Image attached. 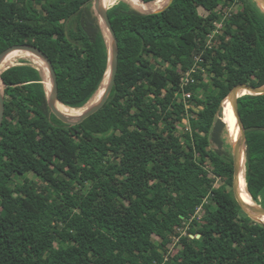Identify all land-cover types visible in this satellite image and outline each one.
<instances>
[{
	"label": "trees",
	"instance_id": "1",
	"mask_svg": "<svg viewBox=\"0 0 264 264\" xmlns=\"http://www.w3.org/2000/svg\"><path fill=\"white\" fill-rule=\"evenodd\" d=\"M93 1L0 0V55L17 45L41 50L58 100L73 109L92 100L108 71ZM108 16L116 81L82 123L51 112L29 62L0 76V264H264V224L228 191L234 162L222 150L223 135L232 141L222 120L228 95L264 85V11L254 0H173L144 13L120 1ZM193 69L196 82L184 87ZM239 110L245 189L264 207V95L241 97ZM184 121L190 129L181 132ZM233 127L237 136L236 117ZM210 175L225 184L216 188Z\"/></svg>",
	"mask_w": 264,
	"mask_h": 264
},
{
	"label": "water",
	"instance_id": "2",
	"mask_svg": "<svg viewBox=\"0 0 264 264\" xmlns=\"http://www.w3.org/2000/svg\"><path fill=\"white\" fill-rule=\"evenodd\" d=\"M254 1L264 11V0H254ZM172 2L173 0H170V2L164 8L158 11L151 12V13L162 12L163 10L167 9L172 4ZM93 8H94L96 16L98 17L100 21L101 27L103 29V32L107 40L108 50H109V65H108V71H107L106 77L100 87V89H102L103 86H105L99 100L97 101V103L90 104L93 101V99L96 97L100 89L97 92V94L92 98V100L85 106L87 107L86 111L78 119L71 120L69 118H66L56 109V104L60 102L58 100L57 76H56L55 69L50 59L45 53H43L41 50L31 45H17V46H13L9 48L8 50H6L4 53L0 55V66L2 65L6 55L13 50H25L37 56L38 58H40L46 64L48 71H49L50 80H51V88L49 91L46 90L49 108L51 112L60 121H62L65 124L73 125V126L82 123L89 117L99 112L106 105V103L108 102L110 98L112 90L114 88L116 76L118 72L119 44H118L117 35L114 31V28L108 16V10L111 7L110 8L104 7L102 0H94ZM106 33L109 34L110 41H108ZM10 67H7L6 69ZM243 91L248 92L245 95L263 96L264 95V85L260 87H253L248 84L239 85L231 91V93L228 95L226 99V101L230 102L232 106L234 116L236 117L238 126L240 128L239 142L237 144L233 143V162H234L233 192L237 199V202L239 203L240 207L244 210V212H246L253 220L264 224V222L259 219V217H264V207L257 204L256 202H252V203L246 202L243 199L241 191H240V183H241L243 174L245 175V180H246V147H247L246 129L242 121V117H241L240 110H239V99L245 96L242 94ZM4 109H5L4 90H2L0 91V126L2 125V121L4 117ZM246 184H247V181H246ZM198 238H200V236H198Z\"/></svg>",
	"mask_w": 264,
	"mask_h": 264
},
{
	"label": "bare ground",
	"instance_id": "3",
	"mask_svg": "<svg viewBox=\"0 0 264 264\" xmlns=\"http://www.w3.org/2000/svg\"><path fill=\"white\" fill-rule=\"evenodd\" d=\"M120 1H126L136 9L151 12V11H157V10L164 8L169 3L168 1L170 0H157L155 2L148 3V4L142 2L141 0H102V3L104 7L110 8ZM106 36H107L108 41H110V36L108 33H106ZM20 61H27L41 71L43 78H44L45 88L47 91H49L51 88V80H50V75H49V71H48L46 64L40 58H38L37 56L25 50H13L6 55L2 65L0 66V76L7 67L13 66L19 63ZM104 87L105 86H103V88L100 89V91L98 92V94L96 95V97L93 99V101L90 104L97 103V101L99 100L104 90ZM247 93H248L247 91L242 92L243 95ZM86 108L87 107H83L80 109H72L62 104L61 102H58L56 104V109L66 118H69L71 120H76L79 117H81L86 111ZM223 111H224V121L226 122V125L229 128L230 136L232 138V143L237 144L239 142L240 133L236 136V133L234 131L233 123L235 120V116H234V112H233L230 102H226L224 104ZM240 191H241L243 199L246 202L248 203L255 202L253 197L250 196L248 188L245 189V175L244 174L242 176L241 183H240ZM259 219L264 222V217H259Z\"/></svg>",
	"mask_w": 264,
	"mask_h": 264
},
{
	"label": "rangeland",
	"instance_id": "4",
	"mask_svg": "<svg viewBox=\"0 0 264 264\" xmlns=\"http://www.w3.org/2000/svg\"><path fill=\"white\" fill-rule=\"evenodd\" d=\"M126 2V1H125ZM168 2H170V1H168ZM239 7H233L230 11H228V15L226 16V18L228 19L229 18V16H230V14H232V13H235V12H238L239 11V9H238ZM136 9V8H135ZM137 10H139V9H137ZM161 10V9H160ZM139 11H141V12H144V13H151V12H154V11H151V12H147V11H142V10H139ZM158 11V10H157ZM201 13H204L205 15H207L206 13L207 12H204L203 10H201ZM225 18V19H226ZM225 19H223V17H222V20L221 21H223V20H225ZM221 21H217L216 22V24H217V27H218V29H220V28H225L226 26H225V23H223V22H221ZM217 32V29H216V31H215V33ZM20 62H22V61H20ZM20 62L19 63H17V64H15V65H18V64H20ZM30 64V63H29ZM32 65V64H31ZM34 66V65H33ZM35 67V66H34ZM186 75V74H185ZM185 97L186 98H188V95L186 94L185 95ZM184 99V98H183ZM187 100V99H186ZM226 102H228V101H225L224 102V104L226 103ZM186 103V105H187V107L188 108H196V106L194 105V104H191L189 101H186L185 102ZM224 104H223V108H224ZM222 120L224 121V111H223V117H222ZM178 128H179V130L181 131V132H186V131H188L190 128H189V126H188V122L187 121H184L183 122V125L182 126H178ZM223 138H224V141H225V144H226V147L225 148H223L222 150L223 151H229L230 152V154L233 156V143H232V141H231V139H230V137H229V133H227V134H225V136L223 135ZM210 178H213V179H215V177L213 176V175H210ZM33 179L34 180H36V177H33ZM225 184V182L224 181H222L220 178H216L215 179V183H214V185H215V187L216 188H219V187H221V186H223ZM227 189H228V191H233V187L232 188H230V187H227ZM258 204V203H257ZM259 205H261V204H259ZM262 206V205H261ZM202 214H201V212L197 215V216H201ZM191 237H193V238H195L194 236H191ZM156 239L158 240L159 239V237L158 236H156ZM159 241V240H158ZM177 242V241H176ZM175 248V245H172L171 246V250L172 249H174ZM173 251V250H172Z\"/></svg>",
	"mask_w": 264,
	"mask_h": 264
},
{
	"label": "built area",
	"instance_id": "5",
	"mask_svg": "<svg viewBox=\"0 0 264 264\" xmlns=\"http://www.w3.org/2000/svg\"><path fill=\"white\" fill-rule=\"evenodd\" d=\"M193 72H195V69H193V71H189L186 73V75L184 76L183 80H182V84L183 86H187L189 84H193L196 82L195 78L193 77ZM188 95V98L185 97V95ZM191 93H184V98H185V102L189 101V99L191 98ZM187 99V100H186Z\"/></svg>",
	"mask_w": 264,
	"mask_h": 264
}]
</instances>
